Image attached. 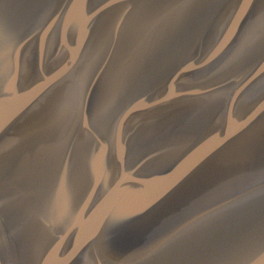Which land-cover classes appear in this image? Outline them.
I'll return each mask as SVG.
<instances>
[{
    "label": "water",
    "instance_id": "obj_1",
    "mask_svg": "<svg viewBox=\"0 0 264 264\" xmlns=\"http://www.w3.org/2000/svg\"><path fill=\"white\" fill-rule=\"evenodd\" d=\"M0 264H264V0H0Z\"/></svg>",
    "mask_w": 264,
    "mask_h": 264
},
{
    "label": "snow or ice",
    "instance_id": "obj_2",
    "mask_svg": "<svg viewBox=\"0 0 264 264\" xmlns=\"http://www.w3.org/2000/svg\"><path fill=\"white\" fill-rule=\"evenodd\" d=\"M0 205H2V201H0Z\"/></svg>",
    "mask_w": 264,
    "mask_h": 264
}]
</instances>
